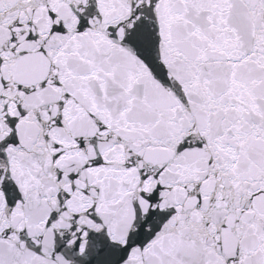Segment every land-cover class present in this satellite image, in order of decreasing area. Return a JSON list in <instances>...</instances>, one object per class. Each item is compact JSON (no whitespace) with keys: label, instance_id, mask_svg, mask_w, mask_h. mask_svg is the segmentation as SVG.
<instances>
[{"label":"snow or ice","instance_id":"1","mask_svg":"<svg viewBox=\"0 0 264 264\" xmlns=\"http://www.w3.org/2000/svg\"><path fill=\"white\" fill-rule=\"evenodd\" d=\"M0 264H264V0H0Z\"/></svg>","mask_w":264,"mask_h":264}]
</instances>
